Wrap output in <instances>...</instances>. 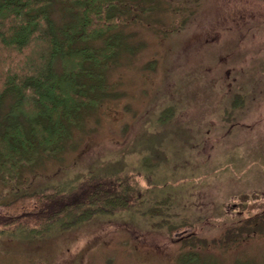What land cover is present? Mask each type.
Segmentation results:
<instances>
[{"label":"rangeland","instance_id":"374dc122","mask_svg":"<svg viewBox=\"0 0 264 264\" xmlns=\"http://www.w3.org/2000/svg\"><path fill=\"white\" fill-rule=\"evenodd\" d=\"M129 2L105 100L22 186L0 180V210L90 173L140 196L40 236L10 227L0 264H264V0Z\"/></svg>","mask_w":264,"mask_h":264},{"label":"trees","instance_id":"16d2710c","mask_svg":"<svg viewBox=\"0 0 264 264\" xmlns=\"http://www.w3.org/2000/svg\"><path fill=\"white\" fill-rule=\"evenodd\" d=\"M129 1L0 0L4 185L22 186L27 167L57 158L86 112L105 100L110 89L106 70L124 44L115 30L122 25L121 14L130 10ZM56 10L63 12L60 23L54 18ZM171 115L164 114L161 122ZM123 184L118 174L90 173L62 179L48 191L16 192L20 195L0 210V235L13 227L14 235L40 236L94 215L130 210L140 191ZM150 213L158 214L156 209Z\"/></svg>","mask_w":264,"mask_h":264}]
</instances>
